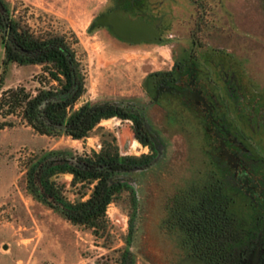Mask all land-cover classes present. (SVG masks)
<instances>
[{"label":"rangeland","instance_id":"rangeland-1","mask_svg":"<svg viewBox=\"0 0 264 264\" xmlns=\"http://www.w3.org/2000/svg\"><path fill=\"white\" fill-rule=\"evenodd\" d=\"M8 1L38 34L65 33L74 41L76 36L87 83L78 106L111 101L137 110L154 139L155 162L124 175L136 191V207L127 191L109 206V246L125 245L134 215L132 247L138 264H207L195 250L198 235L191 223L221 193L244 232L248 264H259L264 253L260 249L258 258L255 250L258 244L264 247V206L245 192L242 182L236 188L229 183L230 168L203 106L159 85L193 66L197 80L221 102L226 122L233 129L239 123L240 135L249 136L244 131L248 111L239 110L247 99L235 105L225 77L252 101L264 93V0ZM112 13L146 20L159 40L131 41L110 25L95 24ZM4 59L0 33V93L18 85L36 92L42 66L6 64ZM13 119V126L0 129V264H101L110 249L92 230L73 224L30 190L23 160L41 150L100 149L114 137L124 154L147 153L149 147L135 138L132 121L116 117L103 120L84 140L41 134ZM71 178L60 177L68 189ZM69 195L75 197L72 191Z\"/></svg>","mask_w":264,"mask_h":264},{"label":"trees","instance_id":"trees-1","mask_svg":"<svg viewBox=\"0 0 264 264\" xmlns=\"http://www.w3.org/2000/svg\"><path fill=\"white\" fill-rule=\"evenodd\" d=\"M0 33L5 48L4 63L41 65L40 87L36 92L25 85L2 89L0 93V129L13 126L19 118L41 134H65L84 140L105 119L132 121L135 138L150 151L124 154L116 138L105 140L100 149L41 150L23 160L30 190L52 208L59 210L75 225L92 230L103 240L109 252L100 257L101 264H138L132 243L135 236L134 215L124 237L125 245L109 246L112 235L109 206L129 192L136 207V191L124 175L134 169L151 166L158 152L146 128L143 115L111 101H86V73L71 39L65 33L38 34L18 17L8 0H0ZM72 176L71 189L60 180ZM69 191L75 197L69 195ZM197 233L195 250L207 264H248L250 249L244 245V232L228 210L221 193L214 196L210 208L191 223ZM260 264H264V256Z\"/></svg>","mask_w":264,"mask_h":264},{"label":"flooded vegetation","instance_id":"flooded-vegetation-1","mask_svg":"<svg viewBox=\"0 0 264 264\" xmlns=\"http://www.w3.org/2000/svg\"><path fill=\"white\" fill-rule=\"evenodd\" d=\"M225 83L235 105L239 104L240 99H247L244 101L245 106L239 107L245 114L248 111V116L244 120L247 128L242 126L249 134L247 137L245 134L240 135L243 130L239 123L235 122L237 127L233 129L226 122V115L220 110L221 102L216 99L215 94L206 91L197 80L193 66H189L180 77L161 81L159 89L170 88L168 91L179 93L185 99L203 106L219 139L221 155L226 158L230 168L227 173L229 183L236 188L242 182L245 192L264 206V93L252 101L250 96L246 98L241 92L239 94L234 80L225 77ZM237 120L241 122L240 118ZM260 249L261 253H264L263 245L258 244L255 250V256L258 258Z\"/></svg>","mask_w":264,"mask_h":264},{"label":"water","instance_id":"water-1","mask_svg":"<svg viewBox=\"0 0 264 264\" xmlns=\"http://www.w3.org/2000/svg\"><path fill=\"white\" fill-rule=\"evenodd\" d=\"M95 24L110 25L119 36L131 41H139L143 38L159 40V34L152 24L143 19L132 18L126 13L100 16Z\"/></svg>","mask_w":264,"mask_h":264}]
</instances>
